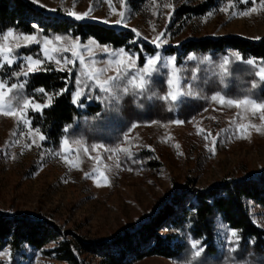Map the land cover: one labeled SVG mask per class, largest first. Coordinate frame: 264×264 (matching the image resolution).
<instances>
[{
    "label": "rangeland",
    "instance_id": "374dc122",
    "mask_svg": "<svg viewBox=\"0 0 264 264\" xmlns=\"http://www.w3.org/2000/svg\"><path fill=\"white\" fill-rule=\"evenodd\" d=\"M34 3L48 13H56L67 18L75 19L69 14L75 11L89 13V18L82 20L105 23V18L109 21L122 19L119 25L105 24L140 32V36H136L134 41L140 46L138 49L134 46L123 47L129 54L125 60L135 55L138 66L143 65L146 55L155 54L146 51L142 42H137L138 39L145 40V36L148 37L149 42L161 33L167 36L168 43L162 46V56L172 55L164 48L177 47L188 38L207 35L218 37L228 34L251 39L264 36V8H259L260 0H248L247 4L233 0L234 7L229 5L228 0H123V2L111 0L110 3L109 0H39V4ZM253 3L258 11L244 16L239 15V12L252 7ZM167 4H172L173 7H165ZM224 7L229 10L222 11ZM169 12L172 13L170 18L167 15ZM19 33L14 29V35ZM43 35L53 39L55 35L71 37V41L84 46L81 54L90 65L99 69L108 68L106 72L100 73L102 78L114 75V65H107L111 57L107 53H100L96 45L107 46L112 50L117 48L99 43L91 37H89L91 39H82L73 34L37 33V38ZM2 39L3 32L0 33V42ZM29 46L35 47L36 53H31L34 58L43 59L39 52V44L32 43ZM89 47L96 52V56L92 59H89L87 51ZM23 48L16 50L18 57L27 54ZM178 54V50L173 54L176 59ZM68 57L71 59L70 53ZM187 57L188 55L185 59ZM21 63L22 61L18 59L13 65H5L0 70L15 68L19 71ZM51 64L54 66L53 63ZM175 65L180 75L181 69L176 60ZM259 65L260 62L257 63V66ZM69 67H74L72 73L66 70L61 72L69 77L74 76L75 80L76 72L81 71L79 61H75L74 65ZM0 76H2L1 71ZM10 79V77L3 79L0 77V80L9 84L14 83ZM181 83L185 92L189 88L193 91L189 82L184 84L182 79ZM81 86L85 85L82 83ZM94 92L100 94L99 89H94ZM54 95L47 91L33 92L31 98L33 102L44 104L48 97H52L53 100ZM211 95L207 103L195 113L186 118L175 119L182 123L162 120L136 123V127L128 132L134 159L132 157L125 160L124 154L118 152L119 161L112 156V153L101 148L93 150L91 145L69 140V150L66 152L62 151L60 146L55 148L48 145L46 139L39 142L38 147L37 144L32 143V140L38 137L28 134L29 127L18 122L15 116L0 113V211L12 215L27 213L40 222L53 223L56 228L64 232L57 230V239L41 249L24 245L14 252L7 246L3 247L0 251L6 249L11 251L10 264H69L60 257V251L57 250L59 241L68 239L75 242L78 236L93 241L109 239L119 232L138 227L142 221L148 219L162 198L177 189L210 188L224 180L262 173L264 121L261 120V113L257 111L253 115L251 111L239 109L234 105L217 103L211 100ZM183 97L187 96L182 95L178 100ZM8 99L11 101L10 95ZM93 101L96 100L89 101L86 97H82L81 102L84 107L80 108L86 109ZM30 111H40L30 108L26 113L30 127L35 129L37 126L32 124ZM152 121L156 123H151ZM241 124L246 127L238 129L237 126ZM251 125H256L261 130L257 131L256 127ZM213 136L216 137L214 153ZM122 143L127 145L128 142ZM205 144L209 147L205 148ZM25 145L31 146L25 147ZM142 150L150 153L154 167L147 165L146 156L139 153ZM65 155L73 163H68L63 158ZM97 155L100 156L99 161L94 159ZM100 171L108 177V183L99 176ZM85 173L88 175L86 176ZM186 203L188 204L189 201L187 200ZM249 207L253 221L264 229V206L251 200ZM228 228V224L218 217L216 242L220 246L227 242ZM157 230L162 234L168 232L164 225ZM80 257L85 264H102L101 257L96 254L81 252ZM5 260V256H0V264H5ZM124 264H188V262L151 255Z\"/></svg>",
    "mask_w": 264,
    "mask_h": 264
},
{
    "label": "trees",
    "instance_id": "16d2710c",
    "mask_svg": "<svg viewBox=\"0 0 264 264\" xmlns=\"http://www.w3.org/2000/svg\"><path fill=\"white\" fill-rule=\"evenodd\" d=\"M34 24L39 29L37 33L73 34L82 39L91 37L113 48L140 47L134 42L136 35L132 29L48 13L32 0H0V33L8 27L19 32L33 33L36 31ZM137 42H142L149 53L156 50L148 40L138 39ZM34 49V46H28L23 51L27 54L36 53ZM164 50L172 55L176 50L179 51L176 61L181 69L180 76L184 84L190 83L193 91L198 93L197 97H183L172 104L161 100L160 97L167 92L165 68L153 74L143 95H136L132 91L121 94L119 102L112 101L106 109L98 101H93L86 109L73 105L71 92L75 90L74 76L69 77L55 70L51 63H47V67L52 68V71L41 70L26 78H17L11 76L17 69L10 68L0 70V77H10L11 82L25 81L23 95L29 97L38 87L55 94L51 106L44 107L42 112H29L32 124L41 129L46 143L55 148L60 146V138L64 135L74 143H103L108 147L120 145L124 141L123 133L133 122H168L186 118L203 107L215 92L235 99L250 95L257 101L264 100V82H259L255 76L258 67L246 63L249 57L255 58L256 65L264 59V36L251 39L234 34L218 37L207 35L188 38L179 46L166 47ZM237 51L241 53V61L235 59L234 53ZM189 53L195 59H185ZM225 55L229 57L228 73L221 75L218 65ZM205 56L210 59L205 60ZM193 68L197 70L195 77L192 74ZM254 79L258 85L250 91ZM65 86L67 90L57 96L56 92ZM13 96L16 98L13 99ZM10 99L14 105H18L20 94L13 90ZM101 110L103 115L94 119L95 114ZM65 124L72 125L67 134L63 131ZM139 153L146 156L148 166L154 167V160L150 159L148 151L142 150ZM251 200L264 206V171L244 178L224 180L210 188L177 189L162 198L148 219L138 227L104 240H86L80 236L75 242L66 239L59 241L57 250L60 251V257L69 264H85L80 257L81 252L99 255L102 264H124L151 255L188 262L191 259L188 239L191 237L201 239V246L205 248L202 256L193 260L192 264L247 263L252 259L260 264L264 260V229L253 221L249 207ZM218 217L229 227L235 228L241 237L235 251H228L231 247L228 242L221 246L216 242ZM163 225L168 229L166 234L157 230ZM57 230L53 223L40 222L27 213L12 215L0 211V249L7 246L15 252L24 245L41 249L57 239ZM59 232L64 233L61 230Z\"/></svg>",
    "mask_w": 264,
    "mask_h": 264
},
{
    "label": "snow or ice",
    "instance_id": "6c2138e0",
    "mask_svg": "<svg viewBox=\"0 0 264 264\" xmlns=\"http://www.w3.org/2000/svg\"><path fill=\"white\" fill-rule=\"evenodd\" d=\"M37 4H39V0H34ZM111 0H109V3ZM123 2V0H121ZM229 5L233 6V0H228ZM240 3L247 4L248 0H240ZM41 7H46L44 5H40ZM167 8H172V4L165 5ZM259 8H264V0H260ZM51 11H55V9H50ZM224 12H227L229 9L224 7L221 9ZM258 11L257 6L253 3V6L250 8H246L244 11L239 12V15L244 16L252 12ZM77 20H82L84 18H89L88 12H75L72 11L69 13ZM169 18L172 13L169 12L167 14ZM123 14L121 13V17ZM96 19L97 17H91ZM105 23H112L119 25L122 23V19L117 20H107L105 18ZM33 28L36 30L31 34H26L24 32H20L17 35H14V29L12 27H8L6 31L3 32V39L0 42V68L5 65L11 66L18 59L22 61L20 70L13 71L11 73L12 77H28L29 74L37 71H52V68L47 67V63L51 62L55 66V70L57 71H67L72 73L74 71V67H69V65H74L75 61H79V66L81 71L76 72L75 76V90L71 92V102L73 105L77 107H84L83 102H81L82 97H86L87 100L95 99L100 104L104 105V108H108L111 106L112 101L119 102L121 98V94H127L129 91H132L136 95H143L146 87L150 83V78L154 73H158L160 71L161 66L166 68L167 70V92L160 97L161 100L168 101L169 104H172L178 100V98L182 95L197 97L198 93L192 91L190 88L187 92L184 91L182 86V77L179 75V69L175 65L176 57L175 55H166L162 56V46L168 43V38L165 34L161 33L157 35L154 39L151 40L155 50V54H149L144 57V63L142 66H138L137 58L135 55L129 57L125 60V57H128V52L125 51L123 47L117 48L115 50L109 49L107 46L96 45V48L100 53H107L111 59L107 61L108 66L114 65V75H109L106 78H102L100 73L106 72L108 70L107 67L103 69H99L90 65L85 56L81 54L83 47L80 43L71 41V37H62L61 35H55L54 39L48 35H43L41 38H37V32L39 31L37 25H33ZM133 33L139 37L140 32L133 29ZM254 39H259L260 37H253ZM91 39V38H89ZM145 40L148 37H144ZM64 41V43H58ZM32 43L39 44V52L42 54L43 59L34 58L32 54H26L22 57H18L16 54V50L21 47H27ZM89 53V59H92L96 56V52L89 47L87 48ZM68 53L71 54V59L68 57ZM235 59L237 61H241L243 58L240 52L234 53ZM187 59L192 60L195 59L192 53L188 54ZM205 60H209L210 57L205 56ZM95 61L93 60V64ZM248 65H252L253 67H258V70L255 72V76L259 78V82H264V59L260 61V65H256L255 58L249 57L246 60ZM228 64L229 57L225 55L220 64L218 65L221 75H226L228 73ZM26 65V70H25ZM196 69H192L193 77L196 75ZM82 77L84 78L82 80ZM85 86L82 87L81 84ZM258 85L257 80L251 81V89H255ZM25 89V81L21 80L19 82L7 83L4 80H0V113L10 116H15L18 122L22 123L25 127H29L28 134L30 136L38 137V139L34 138L32 140L33 144H37L40 146L41 141L46 139L45 135L41 132L39 127L32 129L30 127V120L26 116L28 109H33L35 111H41L44 107L51 106L52 97H48L47 101L44 104L39 102H33L32 98L26 95H23V90ZM94 89H99V95L94 92ZM13 90H16L20 94V102L18 105H13L11 101L8 99L10 93H13ZM67 90V86L60 88L56 95L59 96L63 94ZM34 93H45V89L43 87H38L33 90ZM16 97L13 96V99ZM211 100L216 101L220 104H228L229 106H236L239 109H244L246 111H251L253 115L257 111L261 113V120L264 121V100L257 101V99L252 98L250 95H244L239 99L227 98L225 95H222L220 92H215L211 95ZM103 115V110L97 112L95 114V118H100ZM173 123H182L180 120L172 121ZM151 123H156V121H152ZM252 127H256L257 131H260L261 128L256 125H251ZM264 126V125H262ZM136 127V122H133L131 126L127 129L126 132L123 133L124 141H127V145L121 143L115 148H108L103 143H93L91 145L92 149L95 150L97 148H101L107 152L112 153V156H115L117 161H119L120 157L117 155L118 152H122L126 159H132L133 151L131 140L128 136V132H131L133 128ZM238 129H244L246 125H238ZM72 128L71 124H65L63 131L65 134L69 132ZM24 135V133H20ZM207 138V137H206ZM216 142V137H212L213 144V153H214V145ZM79 143V141H78ZM31 145H25V147H30ZM150 147V146H148ZM209 145L205 144V148H208ZM60 149L64 152L69 150V141L67 135H64L60 138ZM139 151V149H136ZM85 152H87V148L85 147ZM59 154V153H57ZM43 155V153H41ZM68 163H73L72 160H69L65 155L63 156ZM112 157L110 156L109 159ZM95 160L99 161L100 156L97 155L94 157ZM135 162V161H133ZM119 163H117V167H119ZM87 176L88 173H85ZM99 176L103 178L105 183H108V177L105 175L103 171L99 172ZM222 226V225H221ZM235 237V240H234ZM241 237L237 235V230L235 228L229 227L227 229L226 240L231 245L228 249L229 252L235 251L236 244L239 242ZM188 244L191 247V259L188 261V264H192L193 260L201 257L205 251V248L201 246V239H193L189 237ZM0 256H5V264H10L11 262V251L6 249L4 251H0Z\"/></svg>",
    "mask_w": 264,
    "mask_h": 264
},
{
    "label": "clouds",
    "instance_id": "9594fccd",
    "mask_svg": "<svg viewBox=\"0 0 264 264\" xmlns=\"http://www.w3.org/2000/svg\"><path fill=\"white\" fill-rule=\"evenodd\" d=\"M225 264H226V262H225ZM247 264H257V262H256L255 259H252V260L247 261ZM260 264H264V260H262V261L260 262Z\"/></svg>",
    "mask_w": 264,
    "mask_h": 264
}]
</instances>
